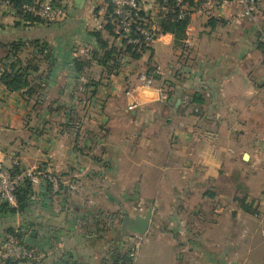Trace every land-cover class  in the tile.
I'll return each mask as SVG.
<instances>
[{"label":"crops","instance_id":"crops-1","mask_svg":"<svg viewBox=\"0 0 264 264\" xmlns=\"http://www.w3.org/2000/svg\"><path fill=\"white\" fill-rule=\"evenodd\" d=\"M83 1L34 0L68 6L55 24L0 13V65L39 68L29 71L30 100L0 83V163L42 166L64 182L57 194L33 184L22 215L0 209V240L27 231L35 260L25 264H118L131 244L122 218L152 207L135 264L158 245L171 264H264V4L257 23L234 8L220 18L195 12L181 46L165 34L109 73L91 57L94 32L125 50L105 30L109 1ZM144 6L158 12L155 0ZM143 58L142 71L163 72L154 88L162 83L166 99L129 102Z\"/></svg>","mask_w":264,"mask_h":264},{"label":"built area","instance_id":"built-area-1","mask_svg":"<svg viewBox=\"0 0 264 264\" xmlns=\"http://www.w3.org/2000/svg\"><path fill=\"white\" fill-rule=\"evenodd\" d=\"M144 2L145 0H109L108 7L103 9L104 18L113 25L114 37L121 43L120 45L123 49L127 47H132L133 49L150 48L165 35L160 29L159 19L161 20L171 14H176L178 19L190 17L195 12L220 18L221 13L226 11V9L234 8L238 12L239 18L250 19L257 23L264 4V0H206L202 3L193 1L192 4L184 0H172L171 3L163 0V4L159 6L155 0L158 12L154 13L145 8ZM25 10L40 22L55 24L66 18L68 6L63 3L40 4L35 2L33 5L26 6ZM6 11H14L12 5L7 0H0V13ZM98 14H101V10ZM260 39L264 51V31H261ZM123 61L124 59L119 61L120 65L123 64ZM163 75L161 69L156 67L150 73L147 71L139 73L137 77L140 84H150V86L154 87L157 77L162 81ZM162 86V83H160V87H156V89H158L161 99H166L167 96ZM16 167H18V163L15 160H13L10 168H6L0 163L1 204H6L10 207L16 206V186L25 179L29 180L32 185L40 182L46 183L52 194L59 193L64 186L63 179L59 174L42 166L22 170L15 175L14 169ZM68 187L74 190L76 185L74 182H69ZM133 240L131 239L130 247L126 250L128 264H135L139 249V242H134ZM32 258H34L33 251L23 245L15 234L5 235L0 240V261L30 260Z\"/></svg>","mask_w":264,"mask_h":264},{"label":"trees","instance_id":"trees-1","mask_svg":"<svg viewBox=\"0 0 264 264\" xmlns=\"http://www.w3.org/2000/svg\"><path fill=\"white\" fill-rule=\"evenodd\" d=\"M11 5L14 11H16V14L18 17L29 21V22H35L38 21L34 19L30 13H28L25 10V7L28 5H33L35 2L34 0H7ZM109 1V0H108ZM169 3L172 2V0H167ZM188 2L189 4L193 3V0H184ZM156 3L161 6L163 4V0H156ZM53 4V3H52ZM54 4H60V3H54ZM109 5V4H108ZM110 9V7H109ZM189 24V17H185L184 19H178L176 17V14H171L169 16H166L161 19V22L159 23L160 29L164 34H170L174 38L175 45L181 46L185 40V34L186 29ZM105 30L108 32V34L111 37H114L113 33V25L107 21ZM93 36L97 43V49L91 54V57L93 59H96L98 63L107 71V72H115L119 68V61L123 55V53L129 54L133 60H138L141 57V53L144 52L149 47H142L140 49H133L132 47H127L124 52H121L120 50H117L116 47L113 45L111 46L108 42V39L103 38L100 32H94ZM18 49L16 47L11 48L9 55L6 57V60L12 59L16 56L18 53ZM83 67L82 62L79 60H76L74 62V68L76 71H80ZM39 68L34 65H26L22 66L18 60L12 61L9 63H2L0 65V83L5 87V89L9 92H22L23 95H25L26 100H30V94L34 90L33 80L31 78V75L29 71L33 73H37ZM22 170L16 167L14 169V174L20 173ZM49 191L50 188L47 185ZM15 196H16V206L10 207L6 204L0 203V209L5 212L6 214H9L11 216H19L25 213L31 203V198L33 196V190H32V184L29 180H23L18 183L15 190ZM22 233L20 231L15 232L14 228L8 229L6 234H15L17 239L25 245L28 249L32 250L34 253V258L30 260H6V261H0V264H25L27 262H32L35 260V252L34 250L25 242L22 240L23 236L27 234ZM121 261L120 264H128L127 263V257L123 256L119 259Z\"/></svg>","mask_w":264,"mask_h":264},{"label":"water","instance_id":"water-1","mask_svg":"<svg viewBox=\"0 0 264 264\" xmlns=\"http://www.w3.org/2000/svg\"><path fill=\"white\" fill-rule=\"evenodd\" d=\"M84 5L83 0H74V6L78 9H81ZM161 20L159 19V23ZM243 159L247 161L249 159V155L245 153L243 155ZM153 209L149 207L146 211L142 212L140 215L135 217H130L125 215L122 218V222L120 225V230L124 237L129 238H142L144 237L150 228L152 221Z\"/></svg>","mask_w":264,"mask_h":264},{"label":"rangeland","instance_id":"rangeland-1","mask_svg":"<svg viewBox=\"0 0 264 264\" xmlns=\"http://www.w3.org/2000/svg\"><path fill=\"white\" fill-rule=\"evenodd\" d=\"M114 39H115V37H114ZM154 46V44L151 46V47H153ZM147 50V49H146ZM263 53H264V51H263ZM144 60H146V58H143V60H140V62L139 61H137V62H135L134 61V68H135V71H136V73H137V75L139 74V73H141V72H143L142 70L143 69H145V67H144V65H145V63H146V61H144ZM159 62H160V60H159ZM120 64V63H119ZM159 65H161V66H163L162 65V63H160ZM135 74V73H134ZM136 75V74H135ZM164 77V76H163ZM138 80V79H137ZM139 82V81H138ZM140 83V82H139ZM264 133V132H263ZM261 136L263 137L264 136V134H261ZM245 150H248V147L245 149ZM231 184V183H230ZM118 229H119V226H118ZM118 234H120V232H118ZM5 235H8V234H5ZM134 242L135 241H138L137 240V238H131ZM145 240V242H143V245H142V248L146 245V241H149V237H145L144 238ZM128 246V247H127ZM126 247L127 248H129L130 247V244L128 243V245H127ZM126 248V249H127ZM141 248V249H142ZM168 252V248L167 249H165V253H161V250H160V246L158 245V246H155V247H153V252L151 253V255H149V256H147V259L145 260V263L144 264H171V262L167 259V258H165L166 257V253ZM165 255V256H164ZM123 256H125L126 257V251L124 252V254H122V257ZM138 256H139V253H138ZM141 256V255H140ZM140 256H139V259H140ZM121 258V257H120ZM121 263V261H119V263L118 264H120ZM140 264H142V263H140Z\"/></svg>","mask_w":264,"mask_h":264},{"label":"clouds","instance_id":"clouds-1","mask_svg":"<svg viewBox=\"0 0 264 264\" xmlns=\"http://www.w3.org/2000/svg\"><path fill=\"white\" fill-rule=\"evenodd\" d=\"M130 103L135 100L139 104H148L158 98V89L150 84H141L135 89V95L129 94Z\"/></svg>","mask_w":264,"mask_h":264}]
</instances>
